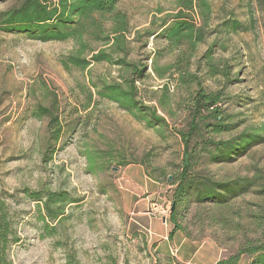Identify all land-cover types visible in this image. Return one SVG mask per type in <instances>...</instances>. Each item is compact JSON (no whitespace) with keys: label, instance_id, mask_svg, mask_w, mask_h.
<instances>
[{"label":"rangeland","instance_id":"obj_1","mask_svg":"<svg viewBox=\"0 0 264 264\" xmlns=\"http://www.w3.org/2000/svg\"><path fill=\"white\" fill-rule=\"evenodd\" d=\"M22 1L0 3V13ZM177 1L119 0L117 5L129 26L127 61L145 72L137 84L142 98H149L146 104L159 115V103L166 100L167 127L156 130H145L116 105L95 96L91 85L119 81L124 73L119 66L92 63L84 72L63 67L80 51L86 60L109 52L105 38L112 40L110 17L86 25L84 50L72 40L43 43L0 30V195L9 197L21 238L9 251L12 264H186L181 257L197 250L187 264H215L231 254L241 238L234 231L236 224L249 229L248 234L255 228L254 216L264 204L256 193L260 187L220 215L193 207L183 222L184 232L168 240L171 186L165 176L174 175L180 163L177 131L185 125L190 92L196 89V85L186 89L175 70L163 78L154 70L174 64L179 52L185 51L171 52L161 36L163 22L179 12ZM209 3L211 15L205 26L197 9L191 14L207 37L194 52L189 73L204 89L227 98L221 108L231 116L226 124L235 126V131L221 137L226 139L264 128V0ZM233 22L242 25L237 32L228 27ZM90 93L93 103L85 110ZM41 105L53 107V114L68 124L70 135L57 146L50 143L48 120L32 116ZM88 156L95 159L94 173L88 171ZM135 161L146 162V171ZM120 162L132 164L121 167ZM139 168L146 183L137 178L142 177ZM207 169L221 180L246 178L258 183L263 178L264 182V144L254 145L235 163ZM26 191H63L79 202L65 210L67 219L53 225L56 230L48 236ZM138 197H148V207L134 205ZM208 214L229 219L231 227L211 226Z\"/></svg>","mask_w":264,"mask_h":264},{"label":"trees","instance_id":"obj_2","mask_svg":"<svg viewBox=\"0 0 264 264\" xmlns=\"http://www.w3.org/2000/svg\"><path fill=\"white\" fill-rule=\"evenodd\" d=\"M8 0H0L6 3ZM119 0H23L20 4L0 13V30L9 34L25 36L27 39L37 42H66L72 40L78 43L82 50L86 47L83 39L87 30L86 25L91 26L104 17L111 18V35L105 38L111 45L109 52L100 51L99 54L86 60L80 57L84 54L80 51L75 56H70L68 64L63 63L65 70L70 65L84 72L92 63L100 62L119 66L124 73L119 81L100 85H91L95 96L100 100L112 103L128 116L141 123L144 129L156 130L157 127H167L166 100L160 101L162 115L153 107L146 104L148 100L142 98L141 89L137 84L144 79L143 69L136 64L127 61L128 50L125 36L128 34V21L125 14L117 10ZM179 12L163 22L165 27L161 36L167 41L171 52L180 51L174 64L164 68L156 67L154 70L159 78H163L169 71L175 70L180 75V82L186 89L196 85V89L190 92L187 119L182 129H178L177 135L182 144L180 163L176 167L174 175H166L165 179L171 186L169 191L171 210L168 220L172 225L168 240L171 241L176 233L184 232L183 222L193 207L196 210H215L218 214L227 212L231 205L250 194L254 188L260 187L256 192L261 195L264 202L263 178L255 183L246 178L234 180L217 179L210 174L207 167L211 165L221 166L237 162L239 157L245 155L254 145L264 144V128L254 129L251 132L242 131L234 137L222 139L225 134L235 131V126L226 124L231 116H228L222 103L227 98L222 94L204 89L196 76L189 73L190 60L194 57L197 47L204 44L207 32L204 26L210 15L209 0H178ZM198 10L201 23L197 26L191 16ZM242 25L237 22L228 27L237 32ZM111 41V42H110ZM83 42V43H82ZM114 55L122 58L115 59ZM206 58L211 60L207 54ZM211 71L216 73L214 67L208 64ZM93 95L90 93L86 99L84 109H88ZM53 107L38 106L32 116L37 119L48 120L47 129L50 143L57 146L70 135L68 124H63L59 116L52 112ZM221 138V139H220ZM47 160L51 156L44 155ZM88 171L95 172L96 162L94 157L88 156ZM143 167L146 171V162H132ZM132 163L120 162L118 165L126 167ZM153 177L148 171L145 172ZM27 198L36 204L39 220L45 223L48 236L56 230V226L67 218L65 210L79 202L67 192H24ZM7 195H0V264H12L10 249L21 240L17 234L15 217L8 204ZM255 228L250 231L239 223L234 226V231L241 235L239 241L233 246V251L215 264H264V204L261 212L255 215ZM210 225H220L222 228L231 227L227 218H216L208 214ZM235 240V239H234ZM216 242H219L216 240ZM244 260V263H242Z\"/></svg>","mask_w":264,"mask_h":264},{"label":"crops","instance_id":"obj_3","mask_svg":"<svg viewBox=\"0 0 264 264\" xmlns=\"http://www.w3.org/2000/svg\"><path fill=\"white\" fill-rule=\"evenodd\" d=\"M138 172L142 173V177H140L139 175L137 177L139 179V181L140 182H144V180H145L144 183H146V180H148V178H146V176L143 175V169L139 168ZM153 184L155 186H157V184L155 182ZM148 200H149L148 197H146V198L138 197V200L134 203V205L139 206L140 208H143V207L146 208V207H148V205H147L148 204ZM179 246L181 247V244ZM197 253H198V250L194 252L193 256H190V257H184L183 256V257H181L182 260H183V263H186V264L190 263L192 260H194V258L197 255ZM180 256H181V254H180Z\"/></svg>","mask_w":264,"mask_h":264}]
</instances>
